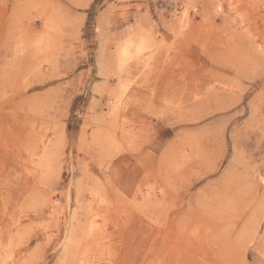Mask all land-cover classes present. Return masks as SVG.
<instances>
[{
  "label": "rangeland",
  "instance_id": "rangeland-1",
  "mask_svg": "<svg viewBox=\"0 0 264 264\" xmlns=\"http://www.w3.org/2000/svg\"><path fill=\"white\" fill-rule=\"evenodd\" d=\"M87 213L90 264H264V0H0V264Z\"/></svg>",
  "mask_w": 264,
  "mask_h": 264
},
{
  "label": "bare ground",
  "instance_id": "bare-ground-1",
  "mask_svg": "<svg viewBox=\"0 0 264 264\" xmlns=\"http://www.w3.org/2000/svg\"><path fill=\"white\" fill-rule=\"evenodd\" d=\"M219 9V6H217ZM131 39V38H130ZM139 39V38H138ZM141 40V37L140 39ZM24 42L23 40H21ZM143 41V40H142ZM140 42V41H139ZM142 43V42H140ZM119 44V43H118ZM145 44V43H144ZM141 46V45H140ZM140 46L137 44H133L131 41L125 42L123 45H120L118 48V57L119 59L128 58L130 54L133 53V51H136L134 53H137V51L140 49ZM146 46V45H145ZM142 49V47H141ZM140 51V50H139ZM133 57V56H132ZM131 58V57H130ZM125 60V59H124ZM122 62V60H121ZM120 62V64H122ZM118 63V62H117ZM120 80V79H119ZM123 81H119L118 84H122ZM122 87V86H121ZM123 88V87H122ZM115 106V105H114ZM108 111L113 113V106L109 105L107 107ZM116 110V109H115ZM49 146V145H48ZM39 147V146H38ZM50 147H47V144L42 142L40 154L38 157V168L40 170L46 169L48 163H49V154H50ZM172 162V161H171ZM45 171V170H44ZM43 172V171H42ZM91 191V190H90ZM161 191V190H160ZM147 192V191H146ZM164 192V191H163ZM94 195V193H93ZM143 196V195H142ZM162 201V200H161ZM134 203V202H133ZM139 205V204H138ZM163 206V205H161ZM139 209V207H137ZM148 209V208H147ZM150 210V209H149ZM148 214V213H147ZM89 213H87V218L85 220L84 226L81 228L80 236L76 238L77 234H75V230L73 232V235H71L70 238V246L68 248H65L63 253L64 255L61 257L59 264H90V260L88 257V253L91 252V250L96 248L97 240L99 239L98 236L100 234V228L97 226L94 222L93 218L88 217ZM148 216V215H147ZM90 218V219H89ZM85 219V218H84ZM151 219V217H150ZM152 220V219H151ZM210 228V227H208ZM79 235V234H78ZM102 235V234H101ZM202 235V234H201ZM211 235V234H209ZM212 238V237H211ZM19 242V241H18ZM99 243V242H98ZM97 243V247H98ZM101 247V246H100ZM100 249V248H99ZM97 250V249H96ZM101 250V249H100ZM95 252V251H94ZM103 252V251H102ZM93 253V252H92ZM90 254V253H89ZM97 255V254H96ZM101 254H99L100 256ZM94 256V255H93ZM88 257V258H87ZM93 258V257H92ZM87 259V261L85 260ZM94 260V259H93Z\"/></svg>",
  "mask_w": 264,
  "mask_h": 264
}]
</instances>
